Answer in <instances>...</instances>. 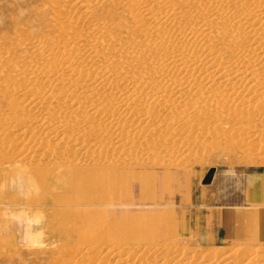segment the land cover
Listing matches in <instances>:
<instances>
[{
  "label": "bare ground",
  "instance_id": "obj_1",
  "mask_svg": "<svg viewBox=\"0 0 264 264\" xmlns=\"http://www.w3.org/2000/svg\"><path fill=\"white\" fill-rule=\"evenodd\" d=\"M127 1H130L134 6L131 15L136 25L135 32L146 35L151 30L157 40L145 43L139 55L138 53L134 55L131 52L128 54L121 47L120 50H124L125 53H120L115 59L109 54L113 49L110 48L112 43L109 46V43H105L101 39V34L102 36L106 35V32L97 26L99 22L98 24L95 22L97 25L91 26V28L88 25L90 28L86 33L88 37L83 39L81 35L84 34V31L79 30L81 28L78 23L80 22L79 17L76 18L74 15L77 11H81L85 15L96 14L98 6L100 7L107 2L116 6L118 0L51 1L56 9V14L53 17V29L57 32L58 40L60 38V40L65 39V41L64 44H60V41L55 40L56 45L54 44L55 47L52 48L49 45H47L49 48L46 47L43 43V45L34 43L36 46L32 49L40 56L41 63L32 61L26 64L21 60L25 65L21 64L20 67V64H17L20 67L17 70L21 71L22 76L20 77L22 78L17 76L21 79L17 78L20 80L18 83L20 85L15 89L14 83V91L11 95L17 97V99L16 97L15 100L13 99L15 112L24 115L25 118L16 120L12 124L13 120L11 122L7 120L6 125L10 122L11 130L16 132L13 142L9 144L12 145L9 150L11 147L13 150L22 145L20 152L21 150L27 152L26 154L23 153L24 156L20 159L18 158V151L16 154H10L9 156L18 158V161L11 160V162L18 163L23 167L27 165L30 167V163H36L37 168L41 166L39 168L48 169L49 163L45 164V162L52 159L53 156L60 159L59 156H63L60 152V148L63 147L64 149L63 145L82 151L90 137L94 136L97 143L100 140L102 145H106L105 148L110 147L112 154L109 155L108 151L103 153L82 152L87 156L90 154L85 157L90 159L88 162L92 163L93 166L98 164L111 166L109 168H120L123 164L131 163L132 155L136 151L133 149H139L144 141L162 144V141L158 140L156 136L164 131L163 127L165 128V126L172 128L173 132L179 133L186 131V133H197L196 127H200L202 133L204 131L207 133L206 131H209L210 126L207 125V127L206 124L213 120H217L222 125L225 120L237 124L244 120L251 124L252 117L254 118L257 114H259L260 119H264V0H214L210 2L207 0H181L183 6L186 7L185 12L172 6L173 3L171 4L172 1L170 0H154L153 4H150L148 0ZM121 2L119 4H123L124 0ZM106 14L108 15V13ZM131 27L133 28V26ZM78 30L83 34L80 32L81 35H79ZM133 36L135 37V35ZM133 36L131 37L134 38ZM117 38H113L114 41ZM83 40H86V44ZM83 43L89 48L88 56H84L86 57L84 59L78 56L80 54L73 52L78 44L83 45ZM141 43L143 44V41ZM22 44L24 43L22 42ZM32 49H29L31 51L30 56L31 54L35 55L32 53ZM120 50L118 49V51ZM142 55H147L149 59L143 58ZM129 57L132 60L127 61ZM8 88L10 89V87ZM7 95L4 93V96ZM14 101H11L9 105H12ZM161 112H169L173 115L172 121L169 122V124L171 123L170 126L167 123V118H165L166 125L163 126L155 124V121L152 120L153 115ZM196 120H199L197 125H195ZM200 120H205L207 123L203 124L204 126H198L202 122ZM157 121L159 122V119ZM68 127L75 128L76 131L73 130V136L68 135V137L64 133L66 135L63 134V136L66 137H61V129ZM207 135L209 132L202 135L198 140L191 138L195 141L190 139L189 141L181 137L178 138L179 134L177 133L174 139L171 138L172 142L168 141L170 144L177 141L170 152V156L177 159L187 157L192 148L202 146ZM5 136L7 137V135ZM234 136L232 138L235 142H239L238 145L247 144L246 138ZM236 137H239L238 140ZM153 146L155 147L154 144ZM49 147L53 149L59 147V151L52 148L51 151L47 150ZM5 150L6 148L3 151ZM101 150L104 151V148ZM142 150L145 149L142 148ZM74 151L71 152L70 157L68 156L72 159H69L73 163L72 166L69 165L71 168H76L82 163L73 157ZM63 152L65 153V151ZM146 152L141 153L146 156ZM11 157L10 159H12ZM61 160L63 159L61 158ZM148 161L150 163L151 159ZM8 162L10 165V161ZM86 162L87 160L84 162L85 165ZM59 163L65 165V163ZM141 163L143 162L141 161ZM84 164L82 163L81 166ZM93 166L89 167L92 168ZM124 167L119 172L104 173L103 176H100L101 172L96 169H87L86 175L80 171H72L74 172L72 174L59 172L56 173L57 175H53L55 172L46 171L43 173V176H47L46 180L42 179V171L34 169L32 173L22 175V180L28 185L27 193L40 194L38 200L43 203L48 201L56 203L58 201L55 200V196L50 195V193L47 194L48 190L50 192L68 187L81 195L79 199L82 203L84 201L82 194L84 195V192L86 194V191L89 190L90 193L98 195L124 192L129 196L142 191L143 182L151 179L152 174L139 169L130 170L127 168L128 166ZM62 170L67 171L64 168ZM103 182H106L104 190L101 186ZM63 194L60 193V196H56H59V206L66 208L67 203L65 202L69 200L67 199L68 196H63ZM95 199H89V206L100 205L99 202L93 201ZM59 206L55 207L58 208ZM101 245L104 244L101 243ZM113 252L114 250L111 252L109 250L107 256L112 258L121 255L126 256L124 260H118L116 264H264V251L256 252V250L250 253H247L246 250L247 257L244 255V258L241 256L244 252L242 254L239 252L240 258L236 254L237 252L227 253L225 251L218 254H211L210 252V254L205 253L204 255L200 254V256L196 254L188 256L186 252L187 255L181 251V253L178 252L177 248L171 244H167L163 248L161 246V249L157 250L153 247L144 248L139 253L135 252L137 255H133L132 250V253L121 251L114 254ZM131 256L134 257L131 258ZM96 262L98 261H95V264Z\"/></svg>",
  "mask_w": 264,
  "mask_h": 264
},
{
  "label": "rangeland",
  "instance_id": "obj_2",
  "mask_svg": "<svg viewBox=\"0 0 264 264\" xmlns=\"http://www.w3.org/2000/svg\"><path fill=\"white\" fill-rule=\"evenodd\" d=\"M51 1L53 0H0V64H3L0 65V80L3 77L2 81H0V91L3 92H0V148L3 150L6 148L5 151L0 149V264H88L89 262H94L95 264V261H98L96 264H116L118 260H124L126 256L109 257L107 256L109 250L110 252L114 250V254L121 251L131 252L132 250L134 252L133 255H137L135 252L139 253L144 248L153 247V249L157 250L167 244L174 245L178 252L181 251L185 255L188 254V256L194 254L200 256V254H210V252L211 254H218L225 251L227 253L237 252L236 254L239 257L244 252L241 255L244 258L246 250L247 253L253 250L263 252L264 119H260L259 114L255 115L254 118L252 117L251 124L244 120L237 124L224 118L225 121H223L222 125L217 120L209 121L208 123L205 120H200L202 122L198 126H204L203 124L206 123V126H210L208 128L209 131H206L207 133L209 132V135L206 136L202 146L192 148L189 155L185 158H172L170 152L177 141H173L174 143L172 144L168 141L172 142L171 138L174 139L177 133L179 134L178 138L181 137L186 140H191V138L196 140L197 138L198 140L202 135L207 134L204 133L205 131L203 134L200 127H196L198 134L196 132L186 133L187 131L185 133L180 132V134L176 131L173 132V129L168 126L163 127L164 131H161L162 133L160 132L161 134L159 133L156 136L158 140L162 141V144L144 141L139 149H133L134 151L136 150L134 152L136 158L133 157V154L131 163L123 164L125 167L123 165L121 167L118 166L120 168L112 167V169L109 168L111 166L98 164L93 166L92 163L88 162L90 159L85 158L87 155L82 152L103 153L108 151L109 155L110 153L112 154V149L108 146L105 148L106 145H102L99 142L100 140L97 143L94 136L90 137L82 151L63 145L64 149L63 147L62 149L60 148L61 155H63L62 157L59 156L60 159L53 156L52 159L45 162V164L49 163L48 169L39 168L41 166L37 168L35 166L36 163H30V167H28L29 165L23 167L15 163L18 158H23L27 152L26 148L24 149L26 152H23V150L20 152L22 145L16 147L17 150L15 148L12 150L13 147H11L12 151L9 150L10 146H12L9 144L13 142L16 135V132L11 130V124L16 120L25 118L24 115L15 112L13 105L15 104L14 98L16 96L13 97L11 95L14 88L17 89L18 85H20L18 83H20V78H22L20 77L22 76L20 74L21 71L18 70L21 64L25 65L23 63L27 64L32 61L38 64L41 63L40 56L32 49L36 46L34 43H37V45L43 43L46 47L49 45L52 48L55 47L56 41H60V44H64L65 41V39L60 40V38L58 40L57 32L53 29V17L56 14V9ZM170 1H172L171 4L173 3L172 6L178 7L183 12L186 11V7L183 6L181 0ZM148 2L153 4L154 0H148ZM117 3L118 5L115 4L116 6L108 4V2L104 3L102 6H98V12L92 15H85L80 10V12L77 11L74 16L76 18L79 17L80 22L78 23L81 27L79 30L84 31L83 34L78 30L79 35L83 34L81 35L82 38L87 39L86 33L91 26L93 27L99 22L97 26L106 32V35L102 36L101 34L102 41L109 43V46L112 43L110 48L112 47L113 49L111 48L112 51L109 53L112 58H117L124 50L127 53L131 52L134 55L138 53L139 55L143 45L151 40H157V37L151 33V30L146 35L135 32L136 25L131 15V11L134 9L133 4L130 1L126 2V0H124L123 4H119L122 3L121 0H118ZM100 21L105 23L101 25ZM149 34L154 37L152 35V37L149 36ZM111 36L118 38L114 41L115 39ZM120 40L122 44L119 43ZM83 41L86 44V40ZM29 42L31 43L29 44ZM139 42L140 44H138ZM84 43V46L78 44L73 51L75 54H80L78 56H81L82 59L86 58L84 56H88L87 51L89 49ZM120 48L124 50H120ZM29 49L33 50L32 53L36 57L33 54H31L32 57L30 56L31 51ZM221 54H223V51H221ZM142 57L149 59L147 55H142ZM21 60L24 62L22 63ZM130 60H132L130 57L127 58V61ZM10 63L11 66H9ZM17 64H20V67ZM4 93L8 95L4 96ZM11 101L14 102L9 105ZM161 113L153 115L152 120L155 121V124L163 126L164 124L166 125L165 118H167V123L170 126L171 123L169 124V122L172 121L173 115L169 112ZM157 119H159V122ZM7 120L13 121L11 124L9 122L6 125L8 123ZM198 123L199 120H196L195 125ZM8 126L11 128L9 127V129ZM7 129L9 130L7 131ZM73 130L74 132L76 131L74 127L61 129L60 136L66 137L63 136L66 133L67 136L71 137L73 136ZM211 135L213 136L211 137ZM232 135L246 138L247 144L238 145L239 142H235ZM94 138L96 142H94ZM238 138L236 137V140ZM193 139L191 141H195ZM150 143L157 148L150 146ZM166 143L168 144L166 145ZM3 145L4 148H2ZM168 145L171 146L169 147ZM59 147L55 149L49 147L47 150L59 151ZM101 148H104V151ZM142 148L145 150H142ZM74 149L76 150L74 151ZM17 151L19 154L18 158L9 156L10 154H16ZM72 151L75 152L73 157L79 160L80 163L84 164L87 160L86 165L81 166V163L76 168L69 167L70 164V166L73 164L69 161ZM144 151L147 153V157L144 153H141ZM143 155L144 157H142ZM150 159L151 162L149 163L148 160ZM11 160L16 161L11 162ZM8 161H10V165ZM59 162L65 163L68 167ZM91 165L98 168H90ZM126 166L130 170L139 169L145 173L152 174L151 179H147L144 181L145 183L143 182L142 191L133 193V196H129L124 192L98 195L90 193L91 191L89 190L86 191V194L85 192L84 195L82 194L85 202L81 203L79 199L81 195L73 191L71 187H68L62 190L55 189L50 192L48 190L47 194L50 193V195L55 196L56 199H54L58 201L56 203L54 201L43 203L38 200L40 194L32 195L27 193L28 185L22 180V175L32 173L34 169L42 171V179L46 180L47 176H43L46 171H49V173L55 172L53 175L59 172L72 174L74 173L72 171H80L86 175L89 169H96L101 172L100 176H103L104 173L119 172L122 167L126 168ZM63 168L64 170L67 169V171H63ZM56 170L59 171L57 172ZM212 170H215L213 182L210 185H205L204 182ZM101 186L104 190L106 182H103ZM60 193H64L63 196L69 197H67L69 201L65 202L67 203L66 208L59 206L58 198ZM89 199H95L93 201L99 202L100 205L89 206ZM104 203H108V205ZM52 212L53 214H51ZM140 229L141 231H139ZM136 232H138L137 235ZM98 238L100 239L98 240ZM101 243L104 245H101ZM99 252L101 255L98 254ZM133 257L131 256V258ZM102 258L105 259V262Z\"/></svg>",
  "mask_w": 264,
  "mask_h": 264
},
{
  "label": "water",
  "instance_id": "obj_3",
  "mask_svg": "<svg viewBox=\"0 0 264 264\" xmlns=\"http://www.w3.org/2000/svg\"><path fill=\"white\" fill-rule=\"evenodd\" d=\"M214 175H215V170L210 171V173H209V175L207 176V178H206L204 184H205V185H210V184L213 182Z\"/></svg>",
  "mask_w": 264,
  "mask_h": 264
}]
</instances>
